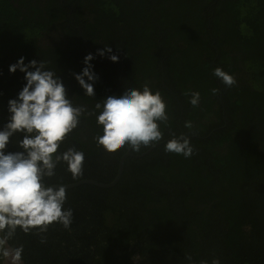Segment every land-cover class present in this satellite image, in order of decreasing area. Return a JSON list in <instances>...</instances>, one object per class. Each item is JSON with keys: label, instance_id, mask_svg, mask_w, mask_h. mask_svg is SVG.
Returning <instances> with one entry per match:
<instances>
[{"label": "trees", "instance_id": "16d2710c", "mask_svg": "<svg viewBox=\"0 0 264 264\" xmlns=\"http://www.w3.org/2000/svg\"><path fill=\"white\" fill-rule=\"evenodd\" d=\"M104 44L119 60L95 56L99 78L88 97L73 73ZM21 56L46 61L88 109L149 84L167 103L163 140L183 133L194 148L184 158L166 153L165 140L127 157L113 187L69 188L71 231L50 226L42 244L18 229L10 241L24 246L26 264H187L189 254L196 264H264V0H0V127L26 82L8 71ZM217 67L236 84L225 86ZM192 91L201 97L195 108ZM99 133L84 117L59 151L84 153L79 179L110 182L128 147L106 152L93 139ZM19 138L6 151L20 150ZM75 181L62 164L49 180Z\"/></svg>", "mask_w": 264, "mask_h": 264}, {"label": "clouds", "instance_id": "9594fccd", "mask_svg": "<svg viewBox=\"0 0 264 264\" xmlns=\"http://www.w3.org/2000/svg\"><path fill=\"white\" fill-rule=\"evenodd\" d=\"M119 47H117V50ZM117 62L119 56L108 44L97 49L95 55L83 57V67L73 73L83 89V95L95 97L94 83L99 78L91 63L95 56ZM19 70L26 81L15 98L7 102L8 119L0 127V264H23L24 246L9 242L17 235L35 233L40 243L47 242L49 227L60 225L71 231L73 209L65 207L67 186L52 184L56 168L62 164L73 180L83 175L85 155L74 147L59 151L69 134L81 125L84 117L94 118L100 133L93 139L106 152L127 146L140 153L164 139L161 124L169 120L167 103L159 90L145 83L139 88L128 86L119 94L107 95L97 100L91 109L74 104L67 95L61 78L43 60L19 57L8 67L9 72ZM225 86L236 84L234 76L217 67L213 71ZM217 89H212L215 94ZM200 93L192 91L189 103L198 107ZM184 127L193 128L191 121ZM21 134L15 141L18 151H6L10 137ZM164 151L190 158L194 148L190 137L180 133L164 143ZM187 264H196L186 255ZM200 264H208L201 261ZM211 264H221L213 257Z\"/></svg>", "mask_w": 264, "mask_h": 264}, {"label": "water", "instance_id": "95a60500", "mask_svg": "<svg viewBox=\"0 0 264 264\" xmlns=\"http://www.w3.org/2000/svg\"><path fill=\"white\" fill-rule=\"evenodd\" d=\"M166 141L169 140V138L165 139ZM165 140L160 141L157 145H160L161 143H163ZM156 145L148 148L145 152H142L140 154H133L130 150V148H128L124 154L120 157L119 159V164H118V169H117V173L115 175V177L110 181V182H101L92 178H82L79 179L75 182H70V183H65V185L67 186V189L75 187V186H79L81 184H91V185H95L101 188H110L113 187L121 178V175L123 173L124 170V162L125 159L127 157L133 156V157H142L144 155H146L147 153H149ZM10 243V242H9ZM23 264H26V262L23 260Z\"/></svg>", "mask_w": 264, "mask_h": 264}]
</instances>
